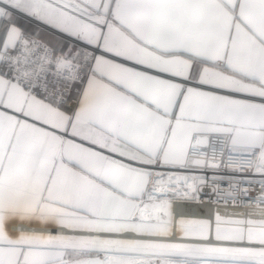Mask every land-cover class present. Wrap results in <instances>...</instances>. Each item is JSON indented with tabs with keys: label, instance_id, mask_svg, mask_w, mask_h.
Here are the masks:
<instances>
[{
	"label": "snow or ice",
	"instance_id": "snow-or-ice-1",
	"mask_svg": "<svg viewBox=\"0 0 264 264\" xmlns=\"http://www.w3.org/2000/svg\"><path fill=\"white\" fill-rule=\"evenodd\" d=\"M0 264H264V0H0Z\"/></svg>",
	"mask_w": 264,
	"mask_h": 264
}]
</instances>
